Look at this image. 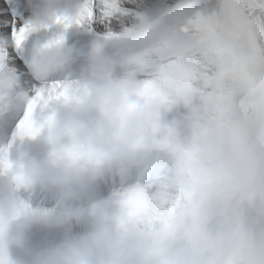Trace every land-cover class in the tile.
Here are the masks:
<instances>
[{"label": "clouds", "instance_id": "obj_1", "mask_svg": "<svg viewBox=\"0 0 264 264\" xmlns=\"http://www.w3.org/2000/svg\"><path fill=\"white\" fill-rule=\"evenodd\" d=\"M82 0H26L28 37L53 30L58 18L75 20ZM123 49L64 41L40 47L26 65L41 84L75 65V97L61 102L50 121L34 134H18L0 144V259L4 264H257L264 237L248 212L256 183L243 147L224 139L227 129L197 133L188 115L185 138L177 140L161 118L173 106L144 93L138 64L158 54L192 61L221 45L231 61L246 64L254 46L246 30L221 20L213 32L186 20L155 14L147 30L130 32ZM111 40V39H106ZM11 47V41L0 40ZM219 66V62H214ZM215 75V73H213ZM231 86V78L227 81ZM0 113V119L6 115ZM198 150L194 166L207 183L199 190L243 209L239 220L218 217L207 231L160 240L143 218L130 217L124 196L103 206L90 191L104 170L113 176L135 167L140 151L158 154L164 165L141 184L149 196L168 185L173 192L189 183L183 148ZM211 149V153L209 150ZM155 185V187H149ZM49 198V206L29 203L24 194ZM57 238L36 240L37 234Z\"/></svg>", "mask_w": 264, "mask_h": 264}, {"label": "snow or ice", "instance_id": "obj_2", "mask_svg": "<svg viewBox=\"0 0 264 264\" xmlns=\"http://www.w3.org/2000/svg\"><path fill=\"white\" fill-rule=\"evenodd\" d=\"M180 3L181 0H82L74 21L58 18L56 25L64 31L75 26L103 39H116L147 30L155 14L171 16ZM27 15L26 0H0V40L12 42L11 47L0 43V113H7L0 127L12 138L22 133L36 134L53 118L52 106L75 97L70 81L53 79L41 84L29 74L26 49L60 43L64 36L61 33L45 41L41 32L28 37ZM185 20L187 25L208 32H213L221 20L235 22L247 31L254 46L253 57L246 64L231 61L219 44L195 61L164 54L153 58L149 54L138 60L143 66L139 74L145 77L144 93L172 105L182 104L198 134L207 133L210 126L225 128L224 139L243 147L256 183L248 212L257 234L264 237V0H217L213 12L197 11ZM197 156V149H182L189 183L173 192L167 191L168 185H161L160 191L149 196L144 186L136 185L120 194L125 197L130 217L143 218L146 228L160 240L175 238L181 230L185 235L193 230L207 231L221 216L241 218L243 209L199 190L207 181L195 171ZM0 264H4L2 259ZM257 264H264V251Z\"/></svg>", "mask_w": 264, "mask_h": 264}, {"label": "bare ground", "instance_id": "obj_3", "mask_svg": "<svg viewBox=\"0 0 264 264\" xmlns=\"http://www.w3.org/2000/svg\"><path fill=\"white\" fill-rule=\"evenodd\" d=\"M63 34V36H64V42L65 43H67V44H73V43H75V41H76V39L77 38H79L80 37V39H82L83 40V42L82 43H87V41L88 40H91L92 42H99L100 44H101V46L102 47H104L105 46V44L107 43V42H109V40H106V39H103V38H101L100 36H98V35H96V34H94V33H90V32H88V31H85V30H83V29H80V28H77V27H75V26H73L72 28H69L68 30H66V31H64V30H62L61 29V27L59 26V25H57L53 30H45V31H42V35H43V37H44V40L46 41V40H50V39H53V38H55L57 35H59V34ZM83 36H85V37H83ZM86 36H90V39H88V37H86ZM95 36H98V38H94ZM80 39H78L77 41H76V43L75 44H79L80 43ZM81 43V44H82ZM80 44V45H81ZM84 46V45H83ZM90 47V46H89ZM88 47H86L85 49H87ZM36 49H38L37 47H36V45H32V46H30V47H28L27 49H26V53H27V56H28V58H30V56L34 53V51L36 50ZM78 67H79V65H75V66H73L71 69H69L67 72H60V73H58L57 75H56V77L54 78V79H59V80H65V81H69V79H74V77H75V75H76V73H77V71H78ZM65 76V78H63V79H61L60 78V76ZM71 82V81H70ZM17 107H18V105H17ZM169 116V115H168ZM179 118V117H178ZM178 120V119H177ZM169 121H170V119H169ZM3 124V119H0V125H2ZM168 124V123H167ZM178 124V123H177ZM187 125V124H186ZM183 127V126H182ZM4 138H6L5 140H4ZM9 139V136L8 135H6L5 133H4V131H3V128L2 127H0V144H2V143H5L7 140ZM148 153H151V152H148ZM145 167H147V164L145 165ZM108 171H110V170H108ZM102 173H103V171H102ZM140 176H141V174H140V172L138 171V169H137V171H136V173H135V180H139V178H140ZM125 180H124V178L123 177H120V179H119V183H123ZM111 184L112 185H114V180H113V178H112V180H111ZM139 184H141V182H136L135 184H134V186H136V185H139ZM98 187H96V189H97ZM112 193H110V194H108V195H105L104 197H101L98 201H99V203L101 204V205H103V206H108V207H110V206H112L115 202L114 201H116V199H114V196L113 197H110V195H111ZM121 194V193H120ZM25 198V197H24ZM26 200H28L27 198H25ZM29 203H31V202H29ZM39 234V233H38ZM48 234H50V233H48ZM47 234V235H48Z\"/></svg>", "mask_w": 264, "mask_h": 264}, {"label": "rangeland", "instance_id": "obj_4", "mask_svg": "<svg viewBox=\"0 0 264 264\" xmlns=\"http://www.w3.org/2000/svg\"><path fill=\"white\" fill-rule=\"evenodd\" d=\"M188 6H189V8H183L181 6V4L179 5V8L175 12V16H177L179 18L178 21L185 20L188 16L192 15L193 13H195L197 11H200L202 13L213 12L217 6V0H189ZM83 37H85V36H83ZM86 37H88V39H90V36H86ZM78 39H80V37L77 38L76 41ZM76 41H75V43H76ZM82 42H83V40L80 39V43L76 44V45L83 47L85 42L84 43H82ZM86 47H89V46H86ZM60 108H61V103H57L50 108V111L52 113H55ZM171 108L176 109L175 110V111H177L176 114L172 113ZM171 108H170L169 112L166 114V119L162 120V125L167 126V127H171L174 131V134H175L177 140H183L185 138V132H186V128H187L186 124L188 122V115H189L188 110L182 104L173 105ZM169 119H170V121H169ZM177 123L179 125H177ZM125 191L126 190H122V193ZM119 196H120L119 194H116L114 199H117Z\"/></svg>", "mask_w": 264, "mask_h": 264}]
</instances>
